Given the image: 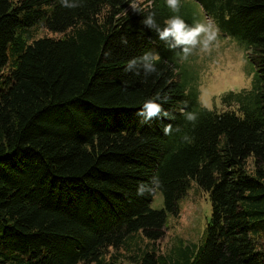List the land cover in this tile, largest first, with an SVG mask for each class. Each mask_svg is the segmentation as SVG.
Listing matches in <instances>:
<instances>
[{
	"label": "trees",
	"instance_id": "trees-1",
	"mask_svg": "<svg viewBox=\"0 0 264 264\" xmlns=\"http://www.w3.org/2000/svg\"><path fill=\"white\" fill-rule=\"evenodd\" d=\"M195 1L254 66L222 108L183 82L180 49L141 23L147 12L125 14L130 0H0V264H264V0ZM148 11L161 28L175 15L166 0ZM195 11L181 0L188 25ZM145 53L156 73L125 70ZM157 97L173 118L142 123ZM191 178L213 204L198 251L106 260L139 231L161 239ZM158 188L165 205L152 208Z\"/></svg>",
	"mask_w": 264,
	"mask_h": 264
},
{
	"label": "rangeland",
	"instance_id": "rangeland-1",
	"mask_svg": "<svg viewBox=\"0 0 264 264\" xmlns=\"http://www.w3.org/2000/svg\"><path fill=\"white\" fill-rule=\"evenodd\" d=\"M184 1L193 3L196 10L192 24L213 21L197 1ZM144 3H147V0H144ZM129 9L131 8L128 7L127 10ZM36 35L37 37L63 36L62 33L51 32L46 28L37 29ZM179 59L183 82L187 85L195 83L200 91L201 102L209 108H222L221 97L225 92L252 86L255 71L248 51L237 37L227 36L221 30L218 47L210 54L196 53L183 61L179 55ZM249 163L251 164V159ZM150 205L152 208L164 207V195L159 188ZM212 212L213 204L209 192L196 179L191 178L187 193L179 199L178 210L167 212L165 234L161 239L152 242L142 231H139L129 237L118 249L110 248L106 260L112 255H117L119 259L129 262L134 255L153 249L159 255L181 259L185 250L196 252L204 242Z\"/></svg>",
	"mask_w": 264,
	"mask_h": 264
},
{
	"label": "clouds",
	"instance_id": "clouds-1",
	"mask_svg": "<svg viewBox=\"0 0 264 264\" xmlns=\"http://www.w3.org/2000/svg\"><path fill=\"white\" fill-rule=\"evenodd\" d=\"M168 8L175 14L165 21V26L161 28L156 20L155 13L148 11L151 8L152 0H130L129 6L133 13L143 14L147 12L141 23L148 29L155 31L160 40L164 41L170 49H180L181 60H187L196 53L210 54L219 44V27L212 21L195 22L188 25L179 15L181 0H166ZM61 5L68 8L82 6L80 0H61ZM143 5V6H141ZM127 14V9H125ZM126 43V41H124ZM158 57L154 53H145L142 57L134 58L127 62L126 71H134L136 75L143 70L147 77L157 72L156 60ZM161 99L146 100L142 108L136 113L141 118L142 123H149L155 118L172 119L171 114L162 107L161 103L156 101ZM167 102V97L164 98ZM203 106V104H202ZM187 122L196 124L198 115L195 112H183ZM162 131L165 135H170L173 131L172 125H164Z\"/></svg>",
	"mask_w": 264,
	"mask_h": 264
}]
</instances>
